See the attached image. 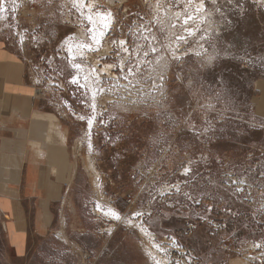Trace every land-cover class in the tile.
<instances>
[{
	"label": "rangeland",
	"instance_id": "rangeland-1",
	"mask_svg": "<svg viewBox=\"0 0 264 264\" xmlns=\"http://www.w3.org/2000/svg\"><path fill=\"white\" fill-rule=\"evenodd\" d=\"M75 1L0 0V37L71 129L73 172L32 264H264V0H205L201 12L190 0H99L128 59L118 69L126 53L113 44L106 63L119 77L94 78L95 103L71 83L88 74L65 52L89 30ZM109 207L118 219L101 212Z\"/></svg>",
	"mask_w": 264,
	"mask_h": 264
},
{
	"label": "crops",
	"instance_id": "crops-1",
	"mask_svg": "<svg viewBox=\"0 0 264 264\" xmlns=\"http://www.w3.org/2000/svg\"><path fill=\"white\" fill-rule=\"evenodd\" d=\"M23 55L0 37V264H32L70 181V124L32 92Z\"/></svg>",
	"mask_w": 264,
	"mask_h": 264
},
{
	"label": "bare ground",
	"instance_id": "bare-ground-1",
	"mask_svg": "<svg viewBox=\"0 0 264 264\" xmlns=\"http://www.w3.org/2000/svg\"><path fill=\"white\" fill-rule=\"evenodd\" d=\"M109 1V0H108ZM184 0H181V2H183ZM213 1V0H212ZM75 3L78 5V8L80 10V13H83L85 12V14L83 15V19L85 18L86 22L89 24V30H85L86 32L83 31V29H80L78 32H79V35L80 37L83 38V40L85 38H88L87 41H89V43H84L83 40L79 41L77 44L76 43H68V46H66V49H65V52H67L68 56H69V59L72 60L71 63L73 65V63H83L85 65H82L81 64V69L79 70V72L81 71H85V69H87L88 71V74L87 75V81L85 82L84 78L83 77V85L84 84H87L86 86H88L90 89L89 91L91 92V95L92 97L95 96V92H94V86L92 87L91 84H94V78H97L96 81L100 80L102 78V75L106 76L105 78L108 79L109 81L110 80H114V82L116 83L117 80H118V77L117 75H115L112 71L115 69L114 68V65L110 64L111 62V59H113V57L110 55V53L113 51L112 49V46L113 44H116L115 46L119 48V50H121V52L123 53H126L125 57L121 58L120 55L118 57V61H119V66L118 69L123 70L124 68V65L126 64L125 62L127 61L128 59V50L126 48L123 49V47H125L127 44L125 43L123 46L121 45L120 41H125L124 39H119L118 41L114 40V41H111L110 39V31L112 30V28L114 27V22H115V19L114 17L112 16V13L108 10V9H103L101 8L100 4H99V0H89L88 4L86 5L85 4V0H76ZM190 4L193 3L194 7L197 9H199V12L203 11L204 8H205V0H200L198 3H194L193 1L189 2ZM186 4V3H185ZM189 4V5H190ZM202 5V7H201ZM85 9V11H84ZM154 14L156 15L157 13H161V15L164 13L165 10L162 9V7H160V5L158 6L156 3L154 5ZM185 10H189L188 7H186ZM195 10V11H196ZM198 11V10H197ZM192 13L189 12V17H191L190 19H186V18H183V15L181 14V12H175L172 14V17L173 18H180L181 21L183 22V24L187 25L189 24L190 22L192 23L193 21V17L191 15ZM201 14V13H200ZM203 14V13H202ZM164 15V14H163ZM191 15V16H190ZM89 16H91L92 18V22L89 21ZM104 17H107L108 18V22H109V25L110 27L108 29H103L104 32L106 33L102 38H100V43L99 44H96L93 42L92 40V34H93V30L96 31L97 35L99 36V32L101 31V29L103 28V20H104ZM202 18V20H200L201 22L204 21V18H205V14L202 15L200 17V19ZM180 19H177V20H180ZM185 20H187V23H185ZM201 22H199V24H201ZM86 23V24H87ZM190 25V24H189ZM82 26V25H81ZM197 27H200L197 26ZM210 24L207 25V28H210ZM183 28V27H182ZM194 30H197L195 29V27L193 29H189L188 30V33L187 34H191L190 36H192L193 33H196V31ZM185 31V29H184ZM88 35V36H86ZM170 35V34H169ZM194 35V34H193ZM81 39V38H80ZM186 42V41H185ZM81 44H85V45H91V50H89L88 48H80L79 45ZM175 46V45H174ZM71 49V51H70ZM182 49V48H181ZM118 50V51H119ZM119 54V53H118ZM183 56H186L185 54H183ZM115 57V56H114ZM115 59V58H114ZM113 59V60H114ZM75 60H82L81 62H76ZM110 61L108 63H106V61ZM140 61V60H139ZM116 67V65H115ZM75 69V68H74ZM125 69V68H124ZM86 73V71H85ZM130 73V72H129ZM128 73V74H129ZM84 74V73H82ZM122 75V74H120ZM128 76V75H127ZM76 77V76H75ZM123 77V76H122ZM124 78V77H123ZM125 79V78H124ZM129 79V78H128ZM94 80V81H93ZM105 80V79H104ZM126 82V80H125ZM131 82V81H130ZM112 84V83H111ZM118 84V83H117ZM123 86V89H125V93H124V90L122 91L123 93L122 94H127L129 93L127 87H126V84L125 83H121V87ZM99 87V86H98ZM111 87V86H110ZM107 88V87H106ZM108 89V88H107ZM121 89V88H120ZM110 91V90H109ZM127 91V93H126ZM89 92V93H90ZM114 93V92H113ZM115 94V93H114ZM113 94V95H114ZM112 96V95H111ZM110 95L108 97H106V101L109 102V103H113L114 102V99L118 98L117 96H114L113 98L111 97ZM120 96V95H119ZM129 96V95H128ZM121 97V96H120ZM131 97V96H130ZM98 98V97H97ZM132 99H135L134 97H131V100ZM122 100L124 101L125 103H127L126 101H129V98L127 97H121L119 98V101ZM130 100V101H131ZM95 97L93 99V103H95ZM135 101V100H134ZM129 103V102H128ZM132 103V102H131ZM106 104V103H105ZM94 105V104H93ZM96 107V106H95ZM95 109V108H94ZM92 118H94L92 116ZM88 123V122H87ZM93 124L90 126L89 123H88V126H87V133L90 134V130L92 128ZM90 169L94 172V176H96V178L98 177V174L96 172V170L93 168L92 164H90ZM96 184V182H95ZM98 187V186H97ZM97 210H101L100 206L97 204ZM102 213L108 215V218L109 219H113V220H116L119 218V215L112 209V208H108L107 210L105 211H101ZM115 214V215H112V214ZM136 217H139L140 214L138 215H135ZM132 217H134V215H132ZM138 222V221H137ZM140 222V221H139ZM132 223V222H130ZM135 223V221H134ZM136 226L140 227L139 224L137 223ZM143 233L144 230L141 229V227L139 228ZM141 232V233H142ZM144 235V234H142ZM146 236V235H145ZM162 243L164 244H167L169 245L168 248L166 249L167 251L170 250V251H176L178 253H184V251H179L178 249H176V247L166 241V240H163ZM155 246V245H154ZM153 247V246H152ZM158 247V246H157ZM155 248V247H154ZM158 250V248H156ZM163 248V250H165ZM161 250V248H160ZM162 250V251H163ZM155 253V252H153ZM167 254V252H166ZM169 254V253H168ZM171 254V253H170ZM174 256V255H173ZM183 256V255H182ZM157 257V256H156ZM171 257V255H170ZM159 258V257H157ZM168 258V257H167ZM161 261H162V264H168L167 260L165 259H162V258H159ZM237 262V261H236ZM174 263V262H173Z\"/></svg>",
	"mask_w": 264,
	"mask_h": 264
},
{
	"label": "snow or ice",
	"instance_id": "snow-or-ice-1",
	"mask_svg": "<svg viewBox=\"0 0 264 264\" xmlns=\"http://www.w3.org/2000/svg\"><path fill=\"white\" fill-rule=\"evenodd\" d=\"M202 7V5H201ZM199 11V9H197ZM191 17H189L190 19ZM89 21L92 22V18L91 16H89ZM185 23H187V20H185ZM110 27L109 25V22H108V18L107 17H104V20H103V28L101 29V31L99 32V36L97 35L96 31L93 30V34H92V40L94 43L96 44H99L100 43V38H102L106 33L104 32L103 29H108ZM121 45L123 46L126 42L125 41H120ZM80 48H88L89 50H91V45H85V44H81L79 45ZM71 51V49H70ZM73 68H75L77 71H79L81 69V64L80 63H73ZM71 83L77 85L78 87H81V88H84L86 87V85H81L79 83V78L78 77H73L72 80H71ZM94 99V97H93ZM93 109L95 108V105H92ZM83 119V117H82ZM89 125L91 126L93 123H94V118H90L89 121H88ZM187 171V169H186ZM209 211H211L209 209ZM112 215H115L114 213Z\"/></svg>",
	"mask_w": 264,
	"mask_h": 264
}]
</instances>
